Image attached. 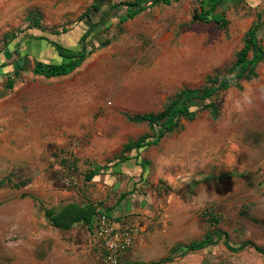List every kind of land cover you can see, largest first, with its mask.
Masks as SVG:
<instances>
[{"label": "rangeland", "instance_id": "374dc122", "mask_svg": "<svg viewBox=\"0 0 264 264\" xmlns=\"http://www.w3.org/2000/svg\"><path fill=\"white\" fill-rule=\"evenodd\" d=\"M202 1L157 3L125 23L117 16L125 7L117 9L84 42L92 53L81 67L47 79L33 74L34 63L61 58L52 48L35 54L27 42L45 36L78 48L88 30L81 18L97 0H0V264H104L86 225L59 230L44 210L97 199V210L112 219L104 204L115 192L104 185L99 191L84 176L98 172L105 182L103 166L115 162L119 192L130 191L120 207L134 199L153 220L139 224H149L158 239L138 254L130 249L121 264L166 257L171 260L163 264H264L253 248L233 253L223 241L200 251L185 248L217 229L234 246L264 248V58L255 79L231 81L215 98L217 116L195 108L193 120L182 118L157 146L141 149L138 161L136 152L125 151L154 136L147 123L126 114H159L182 90H201L227 76L264 12V0H219L209 18L225 17L220 27L193 20ZM101 13L92 22L101 21ZM260 39L264 47V32ZM17 45L18 54L9 57ZM22 56L29 63L15 76L12 64Z\"/></svg>", "mask_w": 264, "mask_h": 264}, {"label": "trees", "instance_id": "16d2710c", "mask_svg": "<svg viewBox=\"0 0 264 264\" xmlns=\"http://www.w3.org/2000/svg\"><path fill=\"white\" fill-rule=\"evenodd\" d=\"M107 3L108 10L103 11L101 15V21L92 22V15H96L102 12V6ZM157 3H163L170 5L171 0H136L133 3L128 4L121 15L116 12L122 23L135 19L139 14L146 11L152 5ZM210 5V6H209ZM209 6V7H208ZM216 5H211L210 1H202L200 5V11L193 15L194 21L200 22H215L218 26L224 27L227 25V20L223 18H209L213 8ZM121 7L112 4L111 0H97L95 4L87 10L82 16L81 22L88 26V30L82 35L78 48L65 47L60 43H57L45 36H36L31 38L27 42V47L36 53H44L47 49L52 48L61 58L60 62L45 63L43 61H36L32 68V72L35 76L44 77L47 79L64 77L70 75L87 60L92 51H87L84 42L90 36V34L99 26L105 25L112 17V13ZM264 32V12L258 14V19L252 24L246 33L244 40V47L237 55V60L232 68L226 73L227 76H216L214 79H210V84L201 90H182L177 93L174 98L169 100L167 107L159 114H137L130 116L126 114L130 121L135 123H147L153 130V138L148 136L142 137L136 142H131L125 147L127 152H136L134 161H138L140 157L139 151L141 149L157 146L160 141L169 133L174 132L179 127V121L184 118L193 120L196 116L197 110L200 108L210 109L214 116L218 115L219 108L215 104V98L219 97L222 91L230 86V82L234 81L237 85L243 81H251L257 77L256 67L257 64L264 58V47L261 43L260 35ZM19 45L16 46V52H8L9 57L12 54H18ZM28 58L22 56L18 61H15L12 65L14 67L13 74L18 76L21 71L24 70V64L28 62ZM29 63V62H28ZM2 67V66H0ZM14 87V78L8 80V88ZM195 108L197 110H195ZM132 158L124 157L119 160V164H123ZM117 164V163H116ZM108 171V166H103ZM106 171V172H107ZM98 175V172H90L86 175V181H91ZM127 197V193L120 195L118 206H120L122 200ZM99 211L96 208V203L91 200H84L82 203L70 202L64 204L58 208H50L45 210V216L49 224L59 230L68 231L74 228L78 224L86 225L93 235V242L96 244L95 239V216ZM108 214V212L106 213ZM214 223H219L217 216L210 215ZM223 241L226 248L233 252L239 253L246 248H253L257 253L264 256V248L257 247L252 243L243 242L237 246H234L226 232L217 229L211 231L205 235L200 241H195L186 248L188 251H200L210 246H214ZM171 257H166L156 264H163L170 261Z\"/></svg>", "mask_w": 264, "mask_h": 264}, {"label": "built area", "instance_id": "2783aa9c", "mask_svg": "<svg viewBox=\"0 0 264 264\" xmlns=\"http://www.w3.org/2000/svg\"><path fill=\"white\" fill-rule=\"evenodd\" d=\"M111 1L113 5L124 8L136 0ZM65 182L68 186L76 185L72 178H66ZM94 229L96 245L102 250L104 264H121L146 228L140 224L122 226L118 223L117 225L105 212L99 211L95 216Z\"/></svg>", "mask_w": 264, "mask_h": 264}, {"label": "crops", "instance_id": "0c3cea01", "mask_svg": "<svg viewBox=\"0 0 264 264\" xmlns=\"http://www.w3.org/2000/svg\"><path fill=\"white\" fill-rule=\"evenodd\" d=\"M206 1H210V3H211V5H216V3L219 1V0H206ZM102 8H103V10H102V12L103 11H107L108 10V6H107V3H104V5L102 6ZM73 27V26H72ZM74 30H77V28H71L70 29V32H73ZM87 30V29H86ZM83 33H85V32H83ZM82 33V34H83ZM82 36H80V38H81ZM80 40L78 39V42H79ZM78 44V43H77ZM71 48H75V46L74 47H71ZM35 54H36V52H35ZM140 157V156H139ZM117 161V160H116ZM117 162H115L114 163V168H113V166L112 167H110L109 169H108V171H107V173L108 174H106L107 176H106V178H105V182H103L104 180H103V178H100V176H96L94 179H92L90 182H88V183H93V182H95V183H97V188H98V190L100 191L101 189H102V187H100L101 185H104L103 187H104V190L105 189H107V190H109V192H110V194L112 193V192H115L114 193V195L113 194H111L110 196H105L106 198H105V207L108 209V207H109V211H110V213H111V218L114 220V221H116V222H118L120 225H122V226H125L124 225V223H126V222H128V223H132L133 224V222L134 221H136L135 222V224H139V222H140V220H142V219H149L150 218V222H153V220L151 219V217L150 216H148L147 214L145 215L144 213H147V212H143L142 214L143 215H141V211H142V207H139V206H137V204H134L133 202L135 201L134 199L132 200V202H130L129 201V199H130V197H128L127 199L128 200H126V202H125V204H122V206L120 207H117L118 206V204H116L117 203V197H120V195L119 196H117V194L119 193V194H121L120 192H119V188H118V186H117V181L119 180L118 179V175H117V173H115V170H116V167H117V164H116ZM112 168H113V170H112ZM115 169V170H114ZM118 170V169H117ZM122 171V173H124L125 172V169H122L121 170ZM86 175H87V172H85V176H84V179H85V183H86ZM110 183V185H108L107 183ZM87 183V184H88ZM102 183V184H101ZM89 186H90V184L88 185V186H84V188H89ZM109 186H111V187H109ZM108 187H109V189H108ZM112 191V192H111ZM128 192H130V191H126V192H123V193H128ZM100 193V192H99ZM122 193V194H123ZM97 200V199H96ZM96 200H93V202L94 201H96ZM88 201V200H87ZM98 201V200H97ZM70 202H75V201H67V203H70ZM77 202V201H76ZM67 203H63V205L64 204H67ZM82 203V202H81ZM62 206V205H61ZM50 209V208H49ZM46 210V209H45ZM44 210V211H45ZM136 215H138L137 217H136ZM148 225L149 224H144V226H145V231L142 233V235L141 236H139V238L135 241V244H134V246L132 247V252L135 254V253H139L141 250H146L147 248H150V247H155V246H157L156 245V243H157V241H158V239L157 238H155L154 237V235H155V233L154 232H148ZM149 227H151L150 225H149ZM70 231V230H69ZM144 236H145V238H144Z\"/></svg>", "mask_w": 264, "mask_h": 264}, {"label": "bare ground", "instance_id": "6f19581e", "mask_svg": "<svg viewBox=\"0 0 264 264\" xmlns=\"http://www.w3.org/2000/svg\"><path fill=\"white\" fill-rule=\"evenodd\" d=\"M100 85V84H99Z\"/></svg>", "mask_w": 264, "mask_h": 264}]
</instances>
